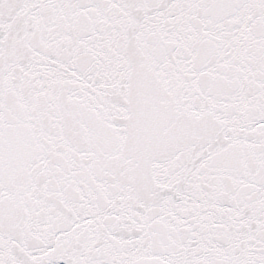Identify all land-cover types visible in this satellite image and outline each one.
Segmentation results:
<instances>
[{
    "label": "snow or ice",
    "instance_id": "6c2138e0",
    "mask_svg": "<svg viewBox=\"0 0 264 264\" xmlns=\"http://www.w3.org/2000/svg\"><path fill=\"white\" fill-rule=\"evenodd\" d=\"M0 264H264V0H0Z\"/></svg>",
    "mask_w": 264,
    "mask_h": 264
}]
</instances>
